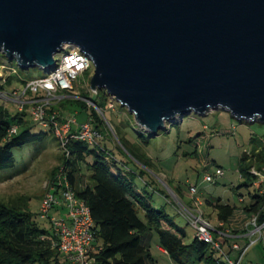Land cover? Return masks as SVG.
<instances>
[{
    "label": "water",
    "instance_id": "1",
    "mask_svg": "<svg viewBox=\"0 0 264 264\" xmlns=\"http://www.w3.org/2000/svg\"><path fill=\"white\" fill-rule=\"evenodd\" d=\"M64 45L152 134L191 111L264 122V0H0V53L45 69Z\"/></svg>",
    "mask_w": 264,
    "mask_h": 264
},
{
    "label": "rangeland",
    "instance_id": "2",
    "mask_svg": "<svg viewBox=\"0 0 264 264\" xmlns=\"http://www.w3.org/2000/svg\"><path fill=\"white\" fill-rule=\"evenodd\" d=\"M71 49V47L62 49L56 54V58L59 59L63 54L69 53ZM0 59L6 68L13 69L7 70L0 66V82H2V77L8 73H15L17 77L27 81L46 76L45 70L37 65L22 68L14 59L10 60L6 56ZM93 72L94 67L90 63L89 69L78 74L73 81V89L68 92L56 93L55 97L58 99H51L47 108H53L58 114H80L92 122L90 110L79 109L74 99L86 95L90 101L98 104L102 115L95 107L93 109L104 122L101 127L100 145L108 150L123 169L133 173V181L139 188H144L151 193L153 205L156 208L163 207L173 222L183 229L185 232L183 243L190 244L193 240L194 228L186 218L177 212L179 207L176 206L184 204L191 207L194 205L188 194L189 186L196 187V196L202 201L221 198L223 202L238 205L239 195H242L246 202H249L248 192H254L255 189L253 186H249L248 189L245 187L237 189V186L242 182L239 159L241 154L249 151L254 144H261V140L264 139V122L239 120L222 109L209 110L205 114L191 111L183 114L182 118L174 117L165 122V126L161 127L155 135L141 128L127 108L116 100L113 110H110L107 106L109 96L105 89H97L99 97L92 92L94 89L90 88V80ZM14 86V89L21 91L17 84ZM9 91L12 92V89ZM103 92L106 93V96L102 101L103 105H101L100 97L103 96ZM33 96L36 95L28 93L26 98ZM0 104L7 106L10 115H14L18 111L19 103L16 101L0 97ZM63 107L67 108L70 113L64 111ZM28 110L26 109V111ZM24 119L27 126L31 127L32 133L49 131V126L42 127L34 122L28 112ZM142 138L148 141L143 143ZM126 147L135 154L139 153L145 165L133 158ZM194 149H197V156L192 154ZM12 153L13 167L0 171V200L20 202L21 209L30 213L32 219L39 226L50 228L48 219H41L38 213L45 191V183L52 179L53 171L57 172L55 168H58L62 158L58 139L54 134L49 133L42 142L27 143L14 148ZM204 163H208L206 167L203 165ZM217 168L223 170V175L213 182L204 181V175H212ZM87 175V171L83 169V181H87ZM178 189L182 193L181 197L173 192ZM202 209L204 217L209 219L212 225H217V219L212 210L205 205L202 206ZM50 215L56 218L66 217V209L62 201L58 206L53 207ZM230 227L229 234L234 236L245 234V236L230 238L220 233L215 234L213 231V239L221 243L224 250L230 249L233 241H237L236 243L241 247L246 246L249 243L246 234L253 230L251 220L237 215ZM262 232L264 234V230ZM225 238L228 240L226 241ZM158 245L157 235L152 233L150 241L151 264H206L198 262L193 255L187 256L181 261H175L162 253L163 250ZM247 246L242 263L264 264L262 242L257 240ZM229 253L235 259L236 253L232 250H229ZM214 254L220 260L222 259L217 253Z\"/></svg>",
    "mask_w": 264,
    "mask_h": 264
},
{
    "label": "trees",
    "instance_id": "3",
    "mask_svg": "<svg viewBox=\"0 0 264 264\" xmlns=\"http://www.w3.org/2000/svg\"><path fill=\"white\" fill-rule=\"evenodd\" d=\"M5 56L0 53V58ZM0 66L6 68L1 59ZM27 82L17 77L15 73H8L2 77L0 92L10 93L9 89L13 90L14 84L22 89ZM95 95L99 97L98 90ZM105 96L106 93L103 92V96L100 97L101 105ZM86 100H89L86 95L74 99L79 109L90 110L92 126L102 135L101 127L104 122L93 108L88 107ZM95 105L99 108L98 104ZM23 108L25 110L10 115L0 104V171L13 167L14 148L27 143L42 142L47 134H54L50 127L49 131L32 133L31 127L27 126L24 119L29 105L26 104ZM64 111L70 113L67 108H64ZM53 112L56 113V110L46 108L47 115ZM56 114L60 121L69 115ZM12 125L16 126L17 132L9 136L8 131ZM75 129L73 127L72 130ZM147 141L143 139V143ZM66 147L69 157L62 154L59 166L65 167L67 179L75 195L90 209L94 222L95 243L100 247L93 254L95 264H151L152 233L157 235L158 247L163 250L162 253L175 261L193 255L198 262L225 264L222 259L217 258L214 254L217 252L209 244L195 236L190 244L183 243L185 238L183 229L173 222L163 207L156 208L153 205L151 193L139 188L133 181V173L123 169L100 143L88 145L72 139L67 142ZM126 149L133 158L145 165L139 153L135 154L127 147ZM192 154L197 156V149H194ZM239 163L242 182L237 189L241 187L248 189L249 186H253L255 193L248 192L249 202L239 195L238 205L223 202L221 198L203 201V205L209 207L216 216L215 234L223 230L230 231L231 222L237 215L250 220L256 216L257 225L264 223V201L259 193V186L254 185L257 177L249 173L250 167H255L259 171L264 169V139L261 140V144H254L249 151L243 152ZM207 164L203 165L206 167ZM83 169L88 173L87 181H83ZM55 173L56 171H53L51 180H54ZM173 192L179 197L182 195L179 189ZM52 236L51 228L39 226L30 213L21 209L20 202L0 200V264H66L62 254L52 247ZM229 250H224L225 254H230Z\"/></svg>",
    "mask_w": 264,
    "mask_h": 264
},
{
    "label": "built area",
    "instance_id": "4",
    "mask_svg": "<svg viewBox=\"0 0 264 264\" xmlns=\"http://www.w3.org/2000/svg\"><path fill=\"white\" fill-rule=\"evenodd\" d=\"M67 47L72 48L69 53L63 54L59 59L55 55L54 64L44 69L46 76L28 81L21 91L14 89L10 93L0 92L1 98L19 103L18 111H22L24 105L28 104V112L32 120L42 127L49 126L54 131V136L58 139L60 150L65 157H69L66 147L69 140L74 139L88 145H98L99 140L102 138V135L93 128L90 120L78 123L76 115L69 114L60 121L57 119L55 112L49 116L46 114V108L50 104V100L53 98L58 99L55 94L71 91L73 89V81L77 78V75L84 73L90 67V58L84 52L71 45H64L62 49ZM92 92L96 93L97 89ZM28 93L36 96L28 97L27 99L26 95ZM108 96L107 106L110 110H113L115 99L110 95ZM86 103L89 108L95 107L102 115L101 110L94 102L86 100ZM74 126H76V129L72 130ZM16 132V126L12 125L8 135L10 136ZM249 173L257 177L254 185L259 186V193L264 201V169L259 171L255 167H250ZM222 175L223 170L217 168L212 175L205 174L204 181L213 182ZM44 189L38 214L41 219H48L50 223L51 232L53 233L51 237L52 247L62 254L66 264H95L93 254L100 247L95 243L94 222L91 212L86 203L75 195L63 165L59 166L54 180L45 183ZM196 193V187L189 186L188 194L194 205L189 207L180 204L176 206L179 207L177 210L194 228V236L198 240L209 244L219 254L225 264H242L247 245L257 240H260L264 247V234L262 232L264 223L257 225L255 216L251 219L253 230L246 234L249 243L244 247H241L236 242L231 244L230 250L236 253L235 259L232 258L231 253L225 254L221 244L213 239L212 232L216 231L215 226L204 217L203 201L196 196ZM60 201L63 202L66 209L65 218H56L50 215V211L53 207L58 206ZM219 225L221 224L219 223ZM219 233L223 236L231 235L227 230Z\"/></svg>",
    "mask_w": 264,
    "mask_h": 264
},
{
    "label": "crops",
    "instance_id": "5",
    "mask_svg": "<svg viewBox=\"0 0 264 264\" xmlns=\"http://www.w3.org/2000/svg\"><path fill=\"white\" fill-rule=\"evenodd\" d=\"M60 97H63V96H60ZM4 108H6L7 109V106L5 105V106H3ZM76 114V113H75ZM76 119H77V122L78 123H81V122H84V121H86V117L85 116H80V114H76ZM74 128H76V126H74ZM188 202V201H187ZM189 203V202H188ZM243 236H245V234H243V235H238V236H234V235H230V236H225V237H230V238H239V237H243ZM233 242H237V241H233Z\"/></svg>",
    "mask_w": 264,
    "mask_h": 264
}]
</instances>
